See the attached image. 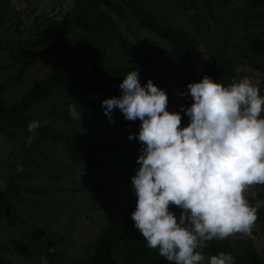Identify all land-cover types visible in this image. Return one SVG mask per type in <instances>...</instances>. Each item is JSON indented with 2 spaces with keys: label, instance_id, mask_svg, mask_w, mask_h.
Wrapping results in <instances>:
<instances>
[{
  "label": "trees",
  "instance_id": "1",
  "mask_svg": "<svg viewBox=\"0 0 264 264\" xmlns=\"http://www.w3.org/2000/svg\"><path fill=\"white\" fill-rule=\"evenodd\" d=\"M20 1L0 0V93L11 85L26 83L29 71L38 64L45 70L42 79L29 87L20 100L0 104V137L14 147L7 157L10 180L4 189H0V264H29L31 253L39 260L45 257L48 264H67L69 256L61 248L67 247L70 244L67 242L74 238L62 233V229L69 226L76 216L78 222L74 230H82L85 223L98 224L97 229L103 230H99L103 234L93 246L92 263L96 261L99 264L100 258L104 257L108 262L106 264H172L159 256L156 249L146 247V241L133 226L132 219L129 220L132 212L130 204L134 198L130 178L138 168L136 159L140 148L134 134L138 132L139 123L131 125L129 130L118 112H112L109 118L101 104L107 98L104 94L113 88L110 82L114 78L136 68H141L145 76L153 74L149 71L152 67L147 60V48L143 46L138 51H132L130 47L135 45L131 46L121 34L120 26L128 20L125 9L140 11L136 4L140 0H27L25 7L18 5ZM177 1L181 4L186 0ZM251 4L252 8L244 15L245 21L261 19L264 22V0H251ZM148 7L153 10L149 14L154 17V21L148 24L149 28L160 25L159 21L164 18L167 20V6ZM253 7L259 10L255 11ZM191 9L187 8L186 12L194 23L205 20L204 11ZM80 29H86L89 35L98 38L108 29L114 39L103 45L94 36H84ZM243 38L252 39L246 43L252 42L257 47L251 53L247 50L245 55L251 68L246 75L258 72V83L263 87L264 32L253 38L243 31ZM174 43L178 48L179 42ZM240 54L238 48H225L215 56L212 67L219 62L223 68L216 69L213 77L225 85L230 83L234 66L243 62ZM126 59H133L134 64H127ZM178 79L183 82L188 78L178 74ZM166 92L168 109L180 110L181 126L186 125L188 118L180 106L189 105L191 98L176 94L171 88ZM69 104L75 105V112L81 118L94 115L93 119L103 125L90 123L86 128L81 126L78 129L76 114L75 117L73 113L69 114ZM33 119L39 120L40 126L29 133L27 123ZM130 134H133L132 139H129ZM29 136L32 137L30 141ZM65 146L73 163L82 167L83 176L95 169L93 174L96 177L99 173L102 179H108L111 169L117 175V168L123 167L125 173L118 177L124 183V195L110 192L104 198V204L95 207L86 187L73 189L60 186L53 189L57 198L53 211L57 213L59 203L66 205L68 211L57 215L54 225L49 222V216L47 218L42 214L24 217L23 212H19L9 200L8 189L21 201H25L29 193L50 192L49 188L37 190L33 186H22L20 178L29 175L31 168L41 167L46 169L50 180L58 182L63 176H58L51 168L47 169L43 163L45 160L54 165L60 162L58 150ZM20 159L27 162V168L17 171L12 165ZM66 195H70V201L63 199L62 196ZM96 196L95 191L92 199L97 201ZM245 196L252 204L264 199V184L249 186ZM171 207L178 214L179 209ZM256 217L251 230L254 235L264 232V207L257 211ZM98 230L94 235H98ZM235 234L234 237L230 235L222 240L208 241L206 247L198 249L205 256L202 264H206L209 255L220 251L230 252L234 264H264V252L257 250L249 234ZM4 238L7 240L4 241ZM245 240H249L248 245H244ZM116 241L122 242L123 257L114 246ZM18 254L27 255V258L21 260Z\"/></svg>",
  "mask_w": 264,
  "mask_h": 264
},
{
  "label": "clouds",
  "instance_id": "2",
  "mask_svg": "<svg viewBox=\"0 0 264 264\" xmlns=\"http://www.w3.org/2000/svg\"><path fill=\"white\" fill-rule=\"evenodd\" d=\"M241 2L235 0L232 7L231 0H186L181 4L177 0H140L136 2L140 11L124 8L128 20L120 26L123 39L135 45L130 47L132 51L147 48L152 67L149 71L153 74L145 76L141 68H136L120 75L101 104L109 118L112 112H118L129 130L139 123L134 134L140 148L138 168L130 178L134 198L129 220L146 241V247L156 249L172 264H202L205 256L198 249L213 239L222 240L234 233L254 238L251 230L256 213L264 207V199L252 204L245 196L249 186L264 184V86L258 83L257 71L246 75L251 68L245 55L257 47L246 43L252 39L243 38V31L256 38L264 28L249 32L253 23L261 19L245 21L244 15L252 4L250 0L251 7L243 8ZM149 5L155 9L167 6V20L149 28L154 21ZM187 8L204 11L205 20L194 23ZM175 9L180 15L171 16ZM80 32L99 42L114 39L108 29L99 38L89 35L86 29ZM175 41L179 42L178 48ZM225 48H238L243 59L241 65L234 66L230 75L233 79L227 85L213 77L216 69L223 68L220 63L211 65ZM109 55L114 59L112 53ZM126 63L132 65L134 60ZM178 74L188 79L180 82ZM163 88L191 98L189 105L180 106L188 118L186 125L181 126L180 110L168 109ZM68 109L75 117V105L69 104ZM91 116L80 117L83 128L90 123L97 126ZM39 126L40 121L33 119L27 123V130L32 133ZM17 171L22 167L17 165ZM116 173L111 169L108 179L86 187L94 189L96 195L102 192V196H96L101 204L110 192L124 195V183L118 177L125 173L123 167H118ZM98 176L102 178L99 173ZM111 177L118 180L119 191L107 187ZM171 206L179 209L178 214ZM97 226L87 225L83 241L73 236V229L67 232L70 227L62 229V233L74 238L61 248L69 256L67 264H96L91 259L93 246L103 234ZM96 230L98 235H94ZM113 243L123 257L122 242ZM18 257L25 260L27 255ZM30 258L29 264H48L43 256L39 260L31 253ZM106 263L101 257L99 264ZM206 264H234V257L220 251L209 255Z\"/></svg>",
  "mask_w": 264,
  "mask_h": 264
},
{
  "label": "rangeland",
  "instance_id": "3",
  "mask_svg": "<svg viewBox=\"0 0 264 264\" xmlns=\"http://www.w3.org/2000/svg\"><path fill=\"white\" fill-rule=\"evenodd\" d=\"M69 1H72V0H69ZM240 1H242L240 5L241 7L243 8H246L247 6L248 8L251 7L250 2H249L250 0H240ZM234 4H235V0H231L232 7H234ZM18 5L20 7L27 6L28 5L27 0H21L20 2H18ZM253 9L255 11L259 10V8L257 7H253ZM170 14L171 16L180 15V11L176 9L171 10ZM257 27L264 28V22H262L261 20L255 21L252 25V28L249 30V32H252ZM102 42H103V45L106 43L105 40H102ZM44 70H45L44 67L39 64L35 66V68L31 69L29 71L28 78L25 79L26 83L11 85L4 92L0 93V104H11L15 102L16 100H20L29 87H32L35 84V82L40 81L42 79V76L44 75L43 74ZM0 78L2 77L0 76ZM116 80L117 78H114L110 83L114 84ZM74 113L76 114L75 118H77L76 119L77 120L76 122H78L77 128L79 129L81 128L83 122L81 121V118L78 112L76 111ZM97 125L99 126L100 123H98ZM44 147L47 148L46 145ZM65 147H63L61 150H58L60 152L58 156V159L60 162H57L54 165L50 161L45 160L43 163V165L46 168L48 167L47 169L51 168L55 174H57L58 176H63V178H60L58 182L50 180V178L47 176L46 169L44 168L42 169L41 167L31 168L30 174L27 176L26 175L23 176V178L21 177L20 182L18 181L20 184H22V186H33L37 190H46L47 188H49L51 190L50 192L42 193V194L41 193H36V194L29 193V195L26 194L28 198L25 201H21L15 197L12 190L10 191L8 189L7 194H8L9 200L13 202V206L19 212H23L24 217H32L33 214H37V215L42 214L47 218L49 216V222L54 225L56 223L54 221V218L57 215L66 214L68 211L67 210L68 207L62 203H59L58 209L56 211L57 213L53 211V208H55L54 206L57 202L56 194L53 192V189L58 188L60 186H64L66 188H73V189L78 188V187L79 188L92 187V186H95V184H100L102 182L101 177L99 176L96 177L93 174L95 173V169L94 171L92 170L91 174L89 175H85V176L81 175L82 167H78L75 164V162L73 163V161L71 160L69 156L67 147L66 148ZM11 148L13 149L14 147L11 146L9 142L5 141L3 138L0 137V189H4L7 186V181L10 180V175L7 170V157L9 153L12 151ZM49 149L53 150V147H49ZM14 162H15L14 163L15 165H12V167L16 170H17V165L21 166L22 170H24V168H27L26 167L27 162H24L23 159L15 160ZM76 170L78 171V174L75 175ZM73 178H75V181L73 180ZM107 187L114 188L116 191H119V189H121L119 188L118 180H115L112 177L108 181ZM87 192L89 194L90 201L94 202L95 207H99L101 203L92 199V194L93 192H95V190L87 189ZM69 196L70 195H66L62 197L63 199H67L68 201H70V199H68ZM97 196H102V192L97 191ZM49 222H45V223L47 224ZM77 222H78V217L76 216L70 222V225L67 226V227H70L67 232L71 231L74 227H76ZM87 225H90V224L85 223V226L82 228V230L76 231L73 229V232H72L73 236L76 239L83 241L87 235ZM232 235H233L232 237H234V235H237V234L234 233ZM6 240L7 238H4V241ZM252 242L258 251H260L261 253L264 252V232L258 235H255L254 238H252ZM248 244H249V240H245L244 245H248ZM27 263L28 262H26V264Z\"/></svg>",
  "mask_w": 264,
  "mask_h": 264
}]
</instances>
